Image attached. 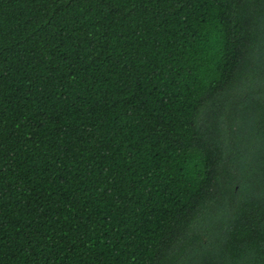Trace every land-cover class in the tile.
<instances>
[{
  "label": "trees",
  "instance_id": "obj_1",
  "mask_svg": "<svg viewBox=\"0 0 264 264\" xmlns=\"http://www.w3.org/2000/svg\"><path fill=\"white\" fill-rule=\"evenodd\" d=\"M0 264H264V0H0Z\"/></svg>",
  "mask_w": 264,
  "mask_h": 264
}]
</instances>
